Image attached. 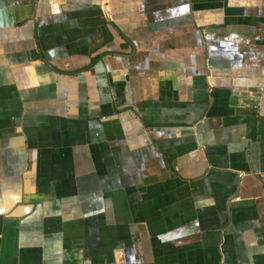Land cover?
I'll use <instances>...</instances> for the list:
<instances>
[{
  "label": "crops",
  "instance_id": "crops-1",
  "mask_svg": "<svg viewBox=\"0 0 264 264\" xmlns=\"http://www.w3.org/2000/svg\"><path fill=\"white\" fill-rule=\"evenodd\" d=\"M0 264H264V0H0Z\"/></svg>",
  "mask_w": 264,
  "mask_h": 264
},
{
  "label": "built area",
  "instance_id": "built-area-1",
  "mask_svg": "<svg viewBox=\"0 0 264 264\" xmlns=\"http://www.w3.org/2000/svg\"><path fill=\"white\" fill-rule=\"evenodd\" d=\"M258 92H255V94H257Z\"/></svg>",
  "mask_w": 264,
  "mask_h": 264
}]
</instances>
